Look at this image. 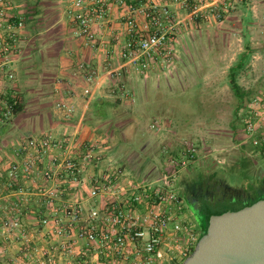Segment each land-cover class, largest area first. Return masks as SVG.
I'll list each match as a JSON object with an SVG mask.
<instances>
[{
  "label": "built area",
  "instance_id": "built-area-1",
  "mask_svg": "<svg viewBox=\"0 0 264 264\" xmlns=\"http://www.w3.org/2000/svg\"><path fill=\"white\" fill-rule=\"evenodd\" d=\"M117 1L124 7L122 20L126 35L120 43L119 55L134 69L146 71L155 63L167 68L176 59L173 44L176 28L183 19L171 7H177L186 13V19L195 22H219L225 19L231 1L236 0H151L140 6ZM247 1L253 7L258 3V0ZM67 14L75 22L76 35L90 48H97L98 29L111 21L107 0H73ZM23 28V19L8 15L5 0H0V125H6L14 117L17 102L7 100L6 85L15 81L16 72L5 66L13 62ZM113 75L119 78V71H113ZM95 77L90 71L85 78L92 82ZM89 92L84 89V94ZM263 102L261 97L252 104ZM56 107L67 116L73 113V108L65 102L57 103ZM255 115L264 123V114L255 112ZM156 125L154 122L151 127ZM255 129V124L248 121L246 131L252 143L264 150V141L252 135ZM73 146L74 142L54 133L28 135L14 149L15 155L21 158L0 170V178L18 197L15 203L2 207L1 235H14L22 244L29 242L24 231L22 205L34 199L36 203L43 200L46 207L39 217L38 232L48 246L31 248L32 252L25 254V261L170 264L178 263L187 255L196 241L195 225L184 212V199L176 179L179 170L194 158L195 149H187L179 160H170L172 168L164 176L140 182L129 180L125 187H120L119 178L123 173L118 166L102 165V154L92 145L77 148L79 153L73 152ZM31 178L41 180L33 192L20 184ZM88 181L90 187L84 200L72 196ZM103 197H107L105 201ZM38 251L43 261L37 257Z\"/></svg>",
  "mask_w": 264,
  "mask_h": 264
},
{
  "label": "rangeland",
  "instance_id": "rangeland-1",
  "mask_svg": "<svg viewBox=\"0 0 264 264\" xmlns=\"http://www.w3.org/2000/svg\"><path fill=\"white\" fill-rule=\"evenodd\" d=\"M244 8L241 15L246 18V27L241 28L240 26L237 32L239 37L237 35L234 36L231 29L224 28L213 21H196L192 25L185 20L184 22L186 23L179 29L176 35L180 37L174 45L178 51V56L172 65L163 69L160 63H155L151 65L152 67L148 71L140 73L131 71L127 74L125 80L122 76L121 78L116 77L115 83L122 84L118 94L113 91L114 84H111L110 88H105V91L101 93L107 98H122L124 107L131 109L135 113L138 109L135 107V99L132 97V94H137L142 99L146 88L155 89L157 87L162 88L164 92L166 91L169 94L171 91L170 86L173 89V87L179 84L190 85L196 83L201 78L204 95L208 96L210 106H216V115L208 116V119H204L205 121L208 120L206 129H204L205 131H200L197 134H194L192 131L178 132L169 121V126H166L167 130L165 127H162L159 120V123L157 122L155 127H151L154 122L149 125L150 138L147 136L149 140L144 145V148H142V153L131 152L128 158L124 160L125 164L123 166V160L116 159L117 162H109V158H107L109 156L106 157L104 154H102L103 161L101 162L104 166L113 165L121 168L120 170L123 173L122 179H126L127 181L155 180L164 176L166 171L172 168L170 161L163 158L162 162L166 161V165L164 172L161 173L160 169L162 166L160 164L162 162L156 154L160 149L164 151L165 147H168L172 141L176 143L180 142L181 154H185L187 149H195L194 158L177 173V183L181 179L185 180L186 177H191V180L196 181H201L203 178L204 180L207 179L208 182H212L215 178H218L230 187L236 188L245 194L248 193L247 197L245 196L237 202H227L222 206H210L206 210H200L197 214L193 213V218L196 222L203 216L204 211L213 212L222 208H231L234 205L242 204L250 197L256 196L258 193V181L264 179V150L252 143L250 133H247V131L246 133H242L241 131V125L242 127L244 125L247 126L248 121H251L256 127L252 135H257L264 141V123L258 120L259 117L255 115V112L258 115L264 114V102L261 105L250 104V110L243 117L239 129L231 130L229 125L237 100L230 90L225 75L228 67L236 60L237 53L243 51L245 39H248L253 53L247 72L239 76L238 82L242 87L249 88L257 80L264 78V35L258 28L251 30L247 28V25H250V22L254 19L247 18L246 9L244 10ZM250 37H253L254 43L250 42ZM205 63L208 66H213L214 69L202 74ZM121 93L128 94V97L124 94L121 95ZM37 111L38 108L28 106L23 112V114L26 113L25 116H21L23 114H20V118L18 116L19 119H15H18L17 122L14 121L12 126H10L9 132L14 134L18 131L23 133L36 132L39 129L36 123H31L28 118L24 121L22 120L28 114H31L33 117L38 116ZM177 114L180 120H185L188 117L180 112L179 109H177ZM41 115L44 114L41 113ZM189 117L195 120V118H199V115L195 113ZM133 118L135 123H140V118H138L137 114L133 115ZM123 133L125 136L130 137L132 126L125 128ZM196 135L199 138L197 142L192 138L196 137ZM145 156H152L151 159L145 160L144 164L146 168L156 163L150 172L151 174H146V172L140 173L139 171V164L144 160ZM189 179L187 180L189 181ZM181 189L182 187L178 188V191L184 198V192ZM184 212H186L188 217L192 218L187 211L184 210ZM193 223L195 224V222ZM32 224L33 220L25 216L23 220L24 231L30 241L24 244L14 235L0 234V264H25L23 261L26 264H44L39 261H30L29 263V261L24 260L25 254L32 252L31 248L43 249L45 247L44 241L38 232V224L35 226ZM199 231L201 232L200 229H198ZM56 256L58 255L56 254ZM37 257H41L39 251L37 252ZM40 260L43 261L44 258L41 257ZM170 264L177 263L173 262Z\"/></svg>",
  "mask_w": 264,
  "mask_h": 264
},
{
  "label": "crops",
  "instance_id": "crops-1",
  "mask_svg": "<svg viewBox=\"0 0 264 264\" xmlns=\"http://www.w3.org/2000/svg\"><path fill=\"white\" fill-rule=\"evenodd\" d=\"M72 1L5 0L8 15L22 18L24 21L23 33L17 42L18 48L12 59L13 62L5 66L6 69H14L16 72L15 81L8 83L6 90L10 92L15 89L24 95L26 101L24 110L28 106L38 108L36 112L38 116L33 117L28 114V116L23 117L22 121L28 118L31 123H36L39 129L36 132L28 133L18 131L14 134L9 132L10 126L14 121L17 122L20 118L19 115L23 114L24 110L14 116L6 125H0L2 132L5 129L3 134L0 135V170H5L11 162L21 158V156L15 155L14 149L28 135L44 136L48 133H54L60 137H66L72 143L74 142V153H79L77 148L82 149L92 145L100 154L106 155L105 138L98 135L90 125L85 123L89 106L94 99L107 98L101 93L111 84H114L113 91H115L116 76L113 75V71L118 70L119 77H124V80L131 71L143 72L128 65L119 55L120 43L126 37L122 20L124 7L117 0H107L110 7L111 21L108 26L101 30L98 29L100 41H98V47L93 49L76 35L75 22L67 14ZM150 1L125 0L127 4L134 6L145 5ZM231 2L232 6L228 10L225 19L213 22L231 29L233 35L238 36L237 32L240 26L241 28L246 27V18L241 15L243 8L246 7L244 10L246 9L247 18L254 19L250 22V25H247V28L249 30L258 28L264 35V0H258L257 5L254 7L247 0L243 3L240 0ZM171 8L175 12L178 11L181 20L183 19L176 28V35L186 22L192 25L195 23V21L185 18V12L180 11L175 6ZM185 20L187 21L184 22ZM178 38L180 37L176 36L175 43L178 42ZM249 39H251V43H254L253 37ZM175 43L173 47L177 57L178 51L174 46ZM81 65H83V68L80 67ZM90 71H93L96 77L94 81L87 82L85 77ZM85 88L90 90L89 94H84ZM31 102L33 103L31 104ZM59 102H65L71 106L73 113L67 116L64 111L58 110L56 104ZM124 109L126 108L124 107ZM41 113L44 115H41ZM25 114L21 116H25ZM16 118L18 119L15 120ZM161 125L166 128L169 123L162 120ZM166 129L168 130V128ZM107 158H110L113 162L117 159L113 155ZM122 178L123 176H120L119 185L125 187L127 180ZM39 182L41 183L40 179L33 180L31 178L20 184L24 189L33 192L38 188ZM89 187L90 181L83 186V189L76 190L72 196L84 200L87 197ZM11 188H8L4 183V179L0 178V216L3 215L2 207L15 203L18 198L13 194V188ZM105 198L107 197H103V201H105ZM99 204H101L100 200ZM22 211L24 219L25 216L32 219V225L35 226L38 224L39 217L45 213L46 207L43 200L36 203L34 199H31L27 204L22 205ZM194 225V233L197 238L199 232L196 224ZM42 240L44 245L48 246L47 240L43 238Z\"/></svg>",
  "mask_w": 264,
  "mask_h": 264
},
{
  "label": "trees",
  "instance_id": "trees-1",
  "mask_svg": "<svg viewBox=\"0 0 264 264\" xmlns=\"http://www.w3.org/2000/svg\"><path fill=\"white\" fill-rule=\"evenodd\" d=\"M240 1L243 3L246 0ZM245 40L246 41L243 51L237 55L236 60L228 67L225 75L230 90L237 100L232 113V119L229 122L231 130H237V128L239 129L243 117L246 116V112L250 110V104L254 100L264 97V78L257 80L249 88L242 87L238 82L239 76L247 72L249 68L248 64L253 53L248 39ZM212 67L213 66H208L205 63L202 74L207 73L208 70L214 69V67ZM121 87L122 84H116L114 93L118 94ZM169 88L171 90L169 94L166 91L164 92V90L160 87L155 89L146 88L144 91V97L142 99H140L137 94H132V97L135 99V107L138 109V111L135 113L131 109H124L122 105V99L120 97L100 98L94 99L92 101L88 109V114L86 115L85 123L90 125L94 132L105 138L104 144L107 147L106 156L113 155L115 158L123 160V166L125 164L124 160L128 158L131 152L136 151L138 154L143 152L142 148H144V145L150 138L148 127L153 122L159 123V120L169 121L176 131L182 133L192 131L194 134H197L200 131H205L204 129H206V123L208 120L205 121L204 119H208V116L211 117L216 115V106H210L208 96L204 95L201 78H199V81L196 83L190 85L179 84L176 87H173V89H171V86ZM6 98L11 103L14 100L17 102V104L14 106V116H17L22 110H24L26 101L22 93L14 89L10 92H7ZM177 109H179L180 112L184 113V115L188 117L185 120H180L177 114ZM195 113L199 115V118L192 120V118L189 116ZM135 114H137L138 118H140V123H135L133 118V115ZM129 126H132V134L130 137L125 136L123 133V130ZM241 131L242 133H246V125H244V127L241 125ZM3 132L0 129V135L3 134ZM192 138H194L195 142L199 140L197 135L196 137L194 136ZM165 148L166 149L164 151L160 149L158 153H156L157 156L160 157L161 162L164 160L163 158H165V160L167 159V161L172 159L179 160L185 155L181 154L180 142L176 143L172 141V143H170V145ZM151 157L152 156H145L143 158L144 160L140 162V173L146 172V174H151L150 172L156 163L149 166L148 168H146L144 164L145 160H149ZM160 165L162 166L160 169L161 173H163L166 161H163ZM213 177L215 178V176ZM187 179H189V181ZM207 182L208 180H204L203 178L201 181H196L191 180V177H186L185 180L181 179V181L177 183V186L178 188L182 187V191H188L195 184H206ZM258 182V193L256 196H249L250 198H248V200L242 204L234 205L231 208H222L213 212L204 211L203 216L198 219V222H196V220L193 218V214L191 213V200L189 198H186L185 200L182 197L184 199V210L191 215L196 227L201 230V232L199 231V235L195 242H197V240L206 233L211 215H220L227 211L239 210L245 206H249L257 202L258 200L264 199V179L259 180ZM245 195L248 196V193ZM210 206L212 205L209 202H203V206H201L199 210H196L195 213L197 214L200 210L203 211V209L206 210ZM195 244L191 247L187 255L177 264H180L193 252Z\"/></svg>",
  "mask_w": 264,
  "mask_h": 264
},
{
  "label": "water",
  "instance_id": "water-1",
  "mask_svg": "<svg viewBox=\"0 0 264 264\" xmlns=\"http://www.w3.org/2000/svg\"><path fill=\"white\" fill-rule=\"evenodd\" d=\"M181 264H264V199L211 215L206 233Z\"/></svg>",
  "mask_w": 264,
  "mask_h": 264
},
{
  "label": "flooded vegetation",
  "instance_id": "flooded-vegetation-1",
  "mask_svg": "<svg viewBox=\"0 0 264 264\" xmlns=\"http://www.w3.org/2000/svg\"><path fill=\"white\" fill-rule=\"evenodd\" d=\"M183 192L184 198L191 200L194 213L203 206V202H209L212 206H222L227 202H237L246 196L242 191L230 187L218 178L206 184H195L188 191L183 190Z\"/></svg>",
  "mask_w": 264,
  "mask_h": 264
}]
</instances>
